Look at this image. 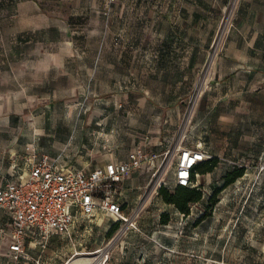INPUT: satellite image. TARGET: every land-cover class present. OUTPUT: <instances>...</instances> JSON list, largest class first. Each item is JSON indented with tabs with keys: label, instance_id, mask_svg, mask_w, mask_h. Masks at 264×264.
I'll return each mask as SVG.
<instances>
[{
	"label": "rangeland",
	"instance_id": "obj_1",
	"mask_svg": "<svg viewBox=\"0 0 264 264\" xmlns=\"http://www.w3.org/2000/svg\"><path fill=\"white\" fill-rule=\"evenodd\" d=\"M256 4L0 0V183L24 177L42 155L88 170L125 157L140 138L169 141L160 172L125 192L130 223L97 215L78 222L71 238H51L44 253L28 243L27 257L15 263L3 218L0 264H36L40 255L41 264L86 260L106 246L109 264H264V111L258 115L260 100L236 90L238 76L227 88L213 87L216 70L227 65L219 64L223 55H238L242 29L261 26V13H248ZM176 109L175 132L144 130H159ZM179 144H202L222 167L246 168L212 207L206 204L221 178L197 177L204 200L187 217L159 195L160 180L174 185Z\"/></svg>",
	"mask_w": 264,
	"mask_h": 264
},
{
	"label": "built area",
	"instance_id": "obj_2",
	"mask_svg": "<svg viewBox=\"0 0 264 264\" xmlns=\"http://www.w3.org/2000/svg\"><path fill=\"white\" fill-rule=\"evenodd\" d=\"M172 186L196 187L192 171L197 164L211 159L202 145L189 148L179 144ZM154 152L145 139L128 153L127 159L110 162L93 170L61 166L49 155L31 161L27 176L0 183V216L9 221L8 251L19 260L27 255L29 240L46 248L52 236L71 238L78 215L90 219L98 212L115 222L128 223L122 200L123 182L133 173L147 169L160 172L163 156ZM164 180L159 186H168ZM101 250V251H100ZM93 258L78 264H109V246L97 249ZM63 264H77L72 257Z\"/></svg>",
	"mask_w": 264,
	"mask_h": 264
},
{
	"label": "crops",
	"instance_id": "obj_3",
	"mask_svg": "<svg viewBox=\"0 0 264 264\" xmlns=\"http://www.w3.org/2000/svg\"><path fill=\"white\" fill-rule=\"evenodd\" d=\"M256 5L258 7H256L255 9L250 7L248 9V13L258 14L260 12L262 15L261 26H259V24H257L254 27L250 26L248 28L242 29L241 35L243 36V39L236 46V49L238 51V55L237 56L236 55H229L228 53H226L225 55H223L224 56L223 59H221L219 61L220 62L219 64H222V63L227 64L231 71L230 72L226 71L227 65H225L222 68H219L218 71L216 70V72L218 74H216L214 77H216V76L218 77L217 78L218 83L215 84V82H214L213 87L221 86L223 88H227L230 86V83H229L230 77L238 76V78L242 79V81L239 83L240 87L236 88V90H238L240 93H242L243 99L260 100V103L256 104V106L254 108L256 109L257 114L262 116L263 111H264V59L261 56V53H264V0H259V4H256ZM214 77H213V80H214ZM224 91H225V89H224ZM208 97H209V93H208ZM226 99H227V94L224 93L221 97H219L218 103L220 102V100L225 101ZM250 107L252 108V104H250ZM179 116H180L179 110H177V109L176 110H168L166 113V120L163 124L162 123L160 124L159 130H157V128H152V127H149V128L145 127L144 130H150V131H162L163 130V131H166L168 133H173L176 131L175 130L176 126L179 124V123H177V120H178L177 117H179ZM262 122H264L263 119H262ZM198 127H199L198 119H195L194 124L191 126V128H192V130H196V129H198ZM143 139H145V138H140V140L138 141V144ZM151 139L152 140H150L147 137L146 140L148 141V148L153 150L154 152L160 153V152L165 151L166 148L169 147V141L164 139V138L162 139L161 137H159L155 141L153 138H151ZM226 139L228 140L229 138H226ZM200 145H202V144H200ZM135 147L136 146H134L133 148H135ZM133 148H131V149H133ZM130 150L127 152L125 157H123V158H118V157L112 158L111 160L107 161L104 165H106L110 162H119V161L126 160ZM205 151L208 154L211 153L214 157H217V158H219V160H221V157L218 154L213 153L212 150H210V148H207V150H205ZM58 164L61 166H70V165H62L59 162H58ZM104 165H101V166H104ZM101 166H96L95 168L101 167ZM222 166H223V163L220 161L218 167L213 172L208 173V175H210V176L213 175V178L215 180H219L220 178H222L226 174V172H228L229 170H232L234 168V166H230V165H228V166L226 165L224 167H222ZM95 168H93V169H95ZM93 169H88V170H93ZM29 170H30V167H29ZM28 173L25 176H27ZM149 176H150V174L148 173L147 169L144 168V169H141V170L133 173L123 182L122 196L121 197H122V200L124 202V209H125V205L129 203V201L127 199L128 195H126L125 192H128L129 190L132 191L136 188H139L142 178L149 177ZM173 176H174V179H176L175 171L173 172ZM215 176H216V178H215ZM11 180H13V179H11ZM101 214L102 213H100V212L97 213V215H101ZM3 218L7 219L4 215L0 216V220ZM85 220H87V219L78 215L77 220H76V224H75V229L77 228L78 222H80V221L83 222ZM53 237H60V236H52L51 238H53ZM51 238H50V240H51ZM50 240H49V243H50ZM28 243L34 244V246L36 248H39L42 250V253L45 252V250L47 249V247L49 245V243H48L46 248H42L36 242L29 240L27 242V245H26V251H27ZM27 255H26V257H27ZM71 257H69V258H71ZM25 258L16 260V259L11 257L10 259L15 263H20ZM41 259H42V256L40 255V256H38L37 259H34V260H35L36 264H41ZM68 259L64 260L63 263L65 261H67ZM74 261L78 264V263L86 262L87 259L86 260H74Z\"/></svg>",
	"mask_w": 264,
	"mask_h": 264
},
{
	"label": "trees",
	"instance_id": "obj_4",
	"mask_svg": "<svg viewBox=\"0 0 264 264\" xmlns=\"http://www.w3.org/2000/svg\"><path fill=\"white\" fill-rule=\"evenodd\" d=\"M220 160L217 157H212L211 159L200 162L195 166L192 171V182L196 184V178L200 175H206L213 172L219 165ZM246 173L245 167H234L232 170L226 172V174L221 178L222 184L218 187L209 197L206 207H212L217 203L218 195L228 186L235 183L239 178H242ZM174 187V191H170V188ZM159 195L163 201L169 205H173L181 214L185 217L191 214V207L194 204L200 203L204 200V192L201 186L196 187H183V186H162L159 192ZM208 216V213H204L201 217L205 219ZM170 218L168 214H163L161 217V223L163 225H168ZM118 225L113 223L108 231V236L112 235L117 230Z\"/></svg>",
	"mask_w": 264,
	"mask_h": 264
},
{
	"label": "bare ground",
	"instance_id": "obj_5",
	"mask_svg": "<svg viewBox=\"0 0 264 264\" xmlns=\"http://www.w3.org/2000/svg\"><path fill=\"white\" fill-rule=\"evenodd\" d=\"M168 160V159H167ZM168 163V162H167ZM130 223V222H129Z\"/></svg>",
	"mask_w": 264,
	"mask_h": 264
}]
</instances>
